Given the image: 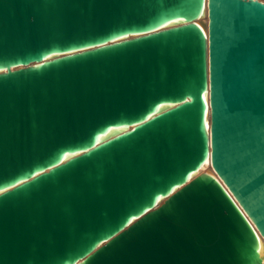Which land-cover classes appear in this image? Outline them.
<instances>
[{"label":"water","instance_id":"1","mask_svg":"<svg viewBox=\"0 0 264 264\" xmlns=\"http://www.w3.org/2000/svg\"><path fill=\"white\" fill-rule=\"evenodd\" d=\"M0 264H264V1L0 0Z\"/></svg>","mask_w":264,"mask_h":264},{"label":"bare ground","instance_id":"2","mask_svg":"<svg viewBox=\"0 0 264 264\" xmlns=\"http://www.w3.org/2000/svg\"><path fill=\"white\" fill-rule=\"evenodd\" d=\"M264 1V0H263ZM209 120L207 121V125L209 126ZM209 166V164L208 163H204L203 165H202V167H201V169H205L206 167H208Z\"/></svg>","mask_w":264,"mask_h":264},{"label":"snow or ice","instance_id":"3","mask_svg":"<svg viewBox=\"0 0 264 264\" xmlns=\"http://www.w3.org/2000/svg\"><path fill=\"white\" fill-rule=\"evenodd\" d=\"M132 221H129V223H131Z\"/></svg>","mask_w":264,"mask_h":264}]
</instances>
